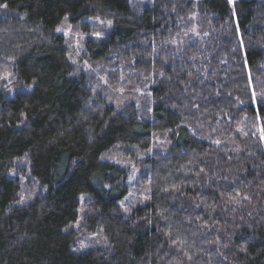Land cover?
I'll return each mask as SVG.
<instances>
[{"label": "trees", "instance_id": "1", "mask_svg": "<svg viewBox=\"0 0 264 264\" xmlns=\"http://www.w3.org/2000/svg\"><path fill=\"white\" fill-rule=\"evenodd\" d=\"M0 264H264V0H0Z\"/></svg>", "mask_w": 264, "mask_h": 264}, {"label": "rangeland", "instance_id": "2", "mask_svg": "<svg viewBox=\"0 0 264 264\" xmlns=\"http://www.w3.org/2000/svg\"><path fill=\"white\" fill-rule=\"evenodd\" d=\"M98 22L103 23L100 20H98ZM58 30L66 33L67 35L68 34L71 35L73 33V31H74V28H73L72 25L69 24L68 20H64V22L62 23V25L60 26V28ZM75 37H76V40L75 41H77L78 35L75 34ZM77 45H79V43Z\"/></svg>", "mask_w": 264, "mask_h": 264}]
</instances>
